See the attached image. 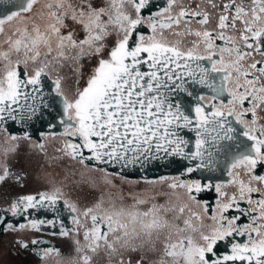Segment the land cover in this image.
<instances>
[{
	"label": "snow or ice",
	"instance_id": "1",
	"mask_svg": "<svg viewBox=\"0 0 264 264\" xmlns=\"http://www.w3.org/2000/svg\"><path fill=\"white\" fill-rule=\"evenodd\" d=\"M0 264H264V0H0Z\"/></svg>",
	"mask_w": 264,
	"mask_h": 264
},
{
	"label": "flooded vegetation",
	"instance_id": "2",
	"mask_svg": "<svg viewBox=\"0 0 264 264\" xmlns=\"http://www.w3.org/2000/svg\"><path fill=\"white\" fill-rule=\"evenodd\" d=\"M5 259H9V260H10V259H11V257H6Z\"/></svg>",
	"mask_w": 264,
	"mask_h": 264
}]
</instances>
